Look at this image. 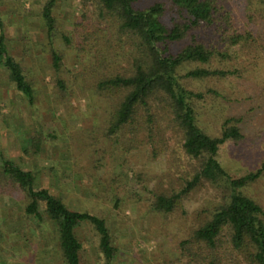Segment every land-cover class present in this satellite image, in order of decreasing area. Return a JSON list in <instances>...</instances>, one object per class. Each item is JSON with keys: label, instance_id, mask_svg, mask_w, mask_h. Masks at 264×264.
<instances>
[{"label": "trees", "instance_id": "obj_1", "mask_svg": "<svg viewBox=\"0 0 264 264\" xmlns=\"http://www.w3.org/2000/svg\"><path fill=\"white\" fill-rule=\"evenodd\" d=\"M56 3L46 0L39 10L53 88L65 107L83 98L96 111L88 129L65 136L75 165L86 164L90 179L101 172L103 199L111 195L115 206L122 184L143 187L152 237L159 225L183 227L184 205L208 193L211 203L193 211L183 234L167 233L177 255L164 264H264V204L248 191L264 173V0H80L69 29ZM0 31V67L31 105L32 83L11 57L1 22ZM160 121L177 139V167L149 182L143 171L129 176L134 153L149 147L154 156L163 143ZM40 140L32 138L36 149ZM240 143L257 150L258 164L238 181L220 154ZM1 163V188L22 192L24 215L41 236L56 237L59 264H81L82 224L98 237L103 264H114L103 217L36 189L32 173L10 159ZM47 224L51 232L42 231Z\"/></svg>", "mask_w": 264, "mask_h": 264}, {"label": "rangeland", "instance_id": "obj_2", "mask_svg": "<svg viewBox=\"0 0 264 264\" xmlns=\"http://www.w3.org/2000/svg\"><path fill=\"white\" fill-rule=\"evenodd\" d=\"M45 1L0 0V22L7 49L33 86L30 105L27 97L15 88L8 72L0 67V167L1 159H10L21 170L32 173L36 189H47L52 197L61 198L74 210L103 217L116 247L114 264H164L177 255L173 242H168L167 233L183 234L192 223L193 211L196 213L207 202L211 203L210 197L208 193H197L194 201L184 205L188 215L178 219L183 227L168 223L161 230L159 225L155 227L160 231L159 236L153 237L148 232L149 203L143 187L130 179L119 189L117 206L111 195L103 199L107 196L103 192V175L98 172L99 178L90 179L86 164H78V168L65 137L76 129H88L96 111L89 110L83 98L73 99L65 107L53 88L50 55L44 45L45 30L39 21V10ZM82 10L80 0H57L54 13L60 24L69 29ZM73 58L70 61L74 65ZM159 127L163 143L154 156L149 147L134 153L129 162L133 166L129 176H133L132 172L143 171L149 182L177 167L173 154L177 139L162 121ZM40 135V147L36 149L32 138ZM259 148L264 150V141ZM256 151L254 148L247 151L244 143L231 145L224 148L220 160L239 181L257 166ZM2 184L0 177V264H59L57 239L45 231L51 232L53 225L43 226L41 229L45 232L41 236L35 221L23 213L25 198L22 192L8 194L5 187L1 188ZM147 184L151 186L153 181ZM166 186V183L161 185ZM248 191L264 204V173ZM41 212L48 223L43 209ZM76 236L82 244L81 264H103L98 252V237L92 228L82 224L76 228Z\"/></svg>", "mask_w": 264, "mask_h": 264}]
</instances>
